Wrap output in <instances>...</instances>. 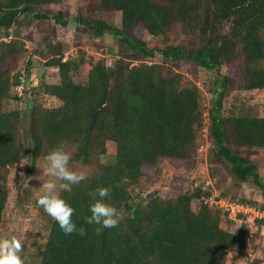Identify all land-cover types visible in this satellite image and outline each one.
<instances>
[{
  "label": "trees",
  "instance_id": "trees-1",
  "mask_svg": "<svg viewBox=\"0 0 264 264\" xmlns=\"http://www.w3.org/2000/svg\"><path fill=\"white\" fill-rule=\"evenodd\" d=\"M90 1L94 12L121 13L120 26L100 18L80 19L94 37H115L120 57L113 66L104 59L91 62L87 83L82 84L72 73L86 63L85 57L73 58L60 42L54 47L50 43L46 66L58 68L60 83L42 81L39 92L60 104L35 103L26 121L20 111L3 108L20 82L17 66L24 51L11 29L22 16L49 19L44 9L60 0H0V226L8 203L7 173L23 159L28 138L30 171L58 145L70 153L71 165L93 170L71 191L61 192L85 235H66L51 219L41 258L25 264H235L248 244L249 229L243 225L231 231L234 221L228 212L205 202L212 191L198 187L165 197L154 191L139 202L135 194L141 179L152 176L162 160H191L198 151L204 125L201 90L185 84L167 61L219 73L225 64L239 63L242 88H264V0ZM65 16L61 10L55 19L65 23ZM178 25L187 45L169 43ZM144 32L162 38L165 47L151 48ZM157 53L163 63L155 61ZM218 81L221 87L209 112L215 157L229 166L238 184L251 182L264 194L256 162L240 154L243 148L264 149V117H225L223 100L234 79L224 75ZM24 83L23 94L14 93L16 101L32 91L26 79ZM108 156L113 160L103 161ZM97 187L111 189L107 202L123 214L115 227L99 231L100 226L85 220L92 203L89 193ZM194 200L201 201L197 210L192 208ZM230 200L248 202L245 197Z\"/></svg>",
  "mask_w": 264,
  "mask_h": 264
},
{
  "label": "rangeland",
  "instance_id": "rangeland-1",
  "mask_svg": "<svg viewBox=\"0 0 264 264\" xmlns=\"http://www.w3.org/2000/svg\"><path fill=\"white\" fill-rule=\"evenodd\" d=\"M90 3V0H60L59 3L44 9V12L50 16L49 19L31 20L22 16L11 29L14 39L24 43V51L17 71L21 70V75L26 74L25 68L30 66V74L27 73L25 79L32 91L25 95L24 100L16 101L13 97L17 92L12 88V98L3 105L5 110L20 111L27 121L30 108L35 103L44 107H54L60 104L58 99L39 92V85L42 81L50 85L60 83L58 68L46 66L45 55L49 56L52 49L48 47L50 43L54 47L60 42L63 50L73 58L85 57L86 63L78 71L72 73L74 80L82 84L87 83L90 63L94 60L104 59L108 66L115 64L120 57L117 39L111 34L105 35L103 39L94 37L80 19L100 18L112 25L120 26L121 13L117 11L94 12ZM61 10L66 14L63 18L65 23L55 19ZM143 39L151 48H164L166 44L162 38L153 37L147 32L143 33ZM187 42L188 40L182 34L181 26L178 25L172 32L169 43L187 45ZM155 61L163 63L162 55L157 53ZM166 65L181 73L185 84H194L200 88L204 125L199 133L196 156L191 160H162L152 176L141 179L136 187L135 200L139 202L154 191H158L165 197L179 192H193L198 187H202L204 191H212V195L205 198V202L217 208L222 207L218 202L219 199L230 200L233 197H245L248 202L244 203L251 207L252 211L249 210L239 215L236 212L228 216L234 221L231 231L238 232L243 225L249 229L248 244L237 254L235 264H264V194L251 182L238 184L233 179L229 166L216 159V147L211 133L209 115L212 100L217 97L215 91L221 87L218 79L224 75H231L234 79V83L229 86L223 100L222 112L225 117L232 115L264 117V88L244 90L241 86L239 63L225 64L221 73L187 62L176 64L167 61ZM35 82L37 84H34ZM31 149V142L26 138L23 159L9 167L6 181L8 203L0 226V236L16 235L18 237L22 245L20 254L24 261H36L41 258L40 252L47 240L52 219L36 205L35 188L41 186V182L35 179L41 174V170L36 165L43 161L44 156L38 158L34 170L30 171L32 167ZM240 154L256 162L264 180V149L243 148ZM110 159L113 160L108 156L103 161ZM69 167L78 173H83L84 176L93 170L92 167L71 165L70 162ZM199 203H201L200 200H194L192 208L197 210Z\"/></svg>",
  "mask_w": 264,
  "mask_h": 264
},
{
  "label": "clouds",
  "instance_id": "clouds-1",
  "mask_svg": "<svg viewBox=\"0 0 264 264\" xmlns=\"http://www.w3.org/2000/svg\"><path fill=\"white\" fill-rule=\"evenodd\" d=\"M69 160V152L62 145H58L36 165L41 170V174L35 177L41 182V186L35 188L36 205L42 208L66 235L73 232L85 235L84 227L77 228L72 219L74 209L61 196V192L71 191L72 185L84 179L83 173L69 167ZM110 193L109 187H97L89 193L92 203L89 205L90 215L85 217V220L87 224L100 226L98 231L101 228H113L123 219V214L107 202ZM21 251L22 245L16 235L0 236V264H25Z\"/></svg>",
  "mask_w": 264,
  "mask_h": 264
},
{
  "label": "built area",
  "instance_id": "built-area-1",
  "mask_svg": "<svg viewBox=\"0 0 264 264\" xmlns=\"http://www.w3.org/2000/svg\"><path fill=\"white\" fill-rule=\"evenodd\" d=\"M25 76L26 75L23 73V75H21L20 77V82L17 83L14 87V90L17 92L18 95H22L24 92ZM218 202L221 204L222 206L221 208H224L228 212V215L235 214L236 212H238L237 214L239 215V214H245L249 212V210L252 211L251 207H248L245 204L234 202L231 200L219 199Z\"/></svg>",
  "mask_w": 264,
  "mask_h": 264
}]
</instances>
